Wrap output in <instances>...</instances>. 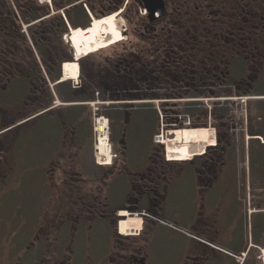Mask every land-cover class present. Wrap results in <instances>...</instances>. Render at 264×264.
I'll list each match as a JSON object with an SVG mask.
<instances>
[{
  "label": "flooded vegetation",
  "instance_id": "flooded-vegetation-1",
  "mask_svg": "<svg viewBox=\"0 0 264 264\" xmlns=\"http://www.w3.org/2000/svg\"><path fill=\"white\" fill-rule=\"evenodd\" d=\"M87 10L125 19L129 42L100 64L85 60L80 84L58 83L75 53L69 28H86ZM263 71L264 0H0V264H156L158 230L166 244L183 240L169 264H264V199L250 182L246 200L234 204L226 182L228 155L246 150L245 133L259 130L251 119L238 130L220 113L238 96L264 100L255 87ZM95 96L117 102L104 107L111 162L89 167L83 159L96 135L85 105ZM147 96L184 99L183 109L188 99L201 109L199 101L216 98L205 113L216 145L191 161L192 172L153 142L145 154L128 153L126 129ZM29 172L37 176L26 180ZM178 178L187 179L171 211ZM35 190L34 216L18 218L20 204L6 197ZM131 216L140 230L121 236L118 222Z\"/></svg>",
  "mask_w": 264,
  "mask_h": 264
},
{
  "label": "rangeland",
  "instance_id": "rangeland-1",
  "mask_svg": "<svg viewBox=\"0 0 264 264\" xmlns=\"http://www.w3.org/2000/svg\"><path fill=\"white\" fill-rule=\"evenodd\" d=\"M47 3L45 2L44 4L48 5L49 3L48 4ZM111 14H114V13H111ZM107 15H110V14H106L104 16H107ZM104 16H100L98 18H102ZM118 19L121 21V26L123 27V29H124V26L125 28L128 27V22L125 19H121L119 16H118ZM125 42H129V41L126 39V36L123 35V39L121 40L120 43L113 45L109 48L100 50L97 53H93L87 57H83L80 60H78L77 63L79 65V68L77 67L76 71L79 70V77L76 80L78 82L77 84H80L81 75L83 71L82 69L83 62L85 60H87L90 63H93L94 65L100 64L102 59H105L109 56H113L115 54V52L117 51V46L119 47V50L117 52H119L121 50L120 45L124 44ZM65 62H74V59L70 58L68 60H65L64 62H62V64H64ZM60 77H61V68H60ZM72 83H75V80H72L71 82H68L67 84L71 86L73 85ZM255 87L260 93H264V71L261 74L259 81L256 83ZM237 98H239V96ZM237 98H234L235 99L234 102L230 103L229 106H225L224 109H220V113H222L223 115L222 119H224L225 122L227 119H230V120L235 119L238 122L237 129L240 130V127H241L240 124L241 122H243V120H244L243 124H245L246 119H251V121H257L258 117H260L261 119H264V100H252L250 102L248 101L245 103H241V101ZM215 99L216 98H204L202 101H199V103L202 102L201 109L199 108V106L198 107L196 106L194 108L195 111H192L191 114L187 117L185 113L186 112L188 113L187 111L188 108L183 109L182 106H180L184 102H186L184 99H180L178 97H168V96L165 97V99H161V98L159 99L157 97L149 98L148 96L145 98H141L139 101L140 102L139 106H141L140 107L141 111L134 114V122L131 123L129 126H127V129H126L127 141L129 142V144H131V147L128 153L129 154H145L146 146L150 142H153L154 144H159L157 143L158 137H160L162 133L167 135L166 137H164V141L165 139L167 140L171 137V133H169V131H172L178 128L174 127V124L169 125V122L166 121L167 119L165 118L169 117L168 120L170 119V116L168 117L165 116L166 114H168L167 112H169L170 114L172 113L176 119L180 118L183 121L182 128H187L190 130L203 129V128H208V127L213 128V125L211 126L208 125V122H210V120L208 119V117L205 116V113H206V110L207 111L211 110L210 107L212 106V103L214 102ZM110 102L113 103L117 101H109V100L103 101L102 99L97 98V97L90 101L87 100L85 107H86V110L90 111L91 113V118H92L91 122H92L93 128L95 126V118H97V116H103L105 119H108V129L109 130L110 128L112 129L113 125L109 121V117L105 114V110H104V107L107 108L108 107L107 104H110ZM188 102L190 103L191 101H188ZM163 106L166 108V110L168 109L166 111V114H165V111L163 110ZM153 107L156 110H154ZM249 109H250V116H249ZM182 121L177 122L176 125L181 124ZM118 125L119 124H117V126ZM118 129H119V126H118ZM109 130H108V133H109ZM203 135L211 138V134L209 132H205V134ZM137 143H139L140 145L139 147L137 146ZM110 145L112 148L111 142H110ZM93 152L94 154H89L83 159L86 162L87 166L89 167L96 165L95 164L96 163L95 149H93ZM256 154H258V157L260 158L262 165L257 160L258 157ZM28 156H29V162L26 160L25 166H27L26 167L27 169L31 170V169H34L35 164H33L32 167H28V166L32 165L31 162H33L35 158V154H28ZM236 158H241L239 159L241 162L237 163L236 161H234V159ZM245 159H246V162H244ZM227 160L229 163V168H228V173L226 176V182L228 183V186L230 187L231 194L232 192L234 194L232 195L234 204L236 201H239L241 203V201L246 200L245 191L248 188L250 182H251L253 196L264 199V165H263L264 164V149L258 146L255 147V143L251 142L250 150L248 149V147L246 150H244V148L241 147L239 152L231 151L230 154L228 155ZM234 162H235V165H234ZM258 163L260 164V167L258 166ZM31 175L37 176V174L33 172H29L27 176L25 177V179L28 180ZM187 178H184L183 180ZM180 179L181 178H178V180L173 183L172 189H171L175 191L176 195L179 196V197L177 196L178 198H180V194L182 190V181H183V180L181 181ZM177 197L175 195H171L169 199L170 207L172 208L171 211L174 210L175 208L180 207L181 202H180V199H178ZM37 198L38 196H37L36 190L35 191H24V192L17 191V192H13V194H9L6 197V200H7V204L9 205L15 206L16 204H20L21 210L19 209L18 211L19 213L18 218L21 215H24L28 218H32L35 214L34 207L36 206L35 203H36ZM137 218L138 217L131 216L130 219L126 221V223L136 220ZM130 225L132 224L127 223V225H125L122 228H124L125 231L132 230L133 232L138 229V227L136 226L131 227ZM119 227H120V224H119ZM121 234H126V233L121 232ZM155 237L158 238L156 245H155V250L153 251L156 264H169V263L174 262L175 257H177L178 254L180 253L179 251L180 246H181L180 244L183 240L179 238L177 240V243L175 244L173 243L172 245L166 244L167 237L158 231L156 232ZM262 257L264 259V253ZM246 264H248V262Z\"/></svg>",
  "mask_w": 264,
  "mask_h": 264
},
{
  "label": "bare ground",
  "instance_id": "bare-ground-1",
  "mask_svg": "<svg viewBox=\"0 0 264 264\" xmlns=\"http://www.w3.org/2000/svg\"><path fill=\"white\" fill-rule=\"evenodd\" d=\"M48 1L49 0H47V2ZM77 28H71V31L73 30L70 32L71 38L70 34L67 37L72 43L71 44L70 41H68L71 44V48L73 46L75 50V60L74 62H65L63 64L61 81L75 80L77 78L78 71H76V68H79L77 63L78 59L97 53L100 49H106L123 39V35L121 33V23L118 19V15L116 14L108 15L106 17L104 16L99 19L93 18L91 25H89L85 30L82 27ZM100 130H102V127H100ZM205 132H209L211 134V138L203 135ZM164 137L165 136H160L158 139L163 138L164 140ZM214 141L215 130L212 127L195 130L178 128L172 130L171 137L169 139H165V152L168 160L170 161L189 160L196 155L203 154L208 146L214 145ZM97 151V156H106L103 163L108 164L111 156L108 154L109 151L103 142L99 144ZM136 220L140 222V220ZM125 225L126 222H124V226ZM119 228L122 233H125L124 228L121 226Z\"/></svg>",
  "mask_w": 264,
  "mask_h": 264
},
{
  "label": "crops",
  "instance_id": "crops-1",
  "mask_svg": "<svg viewBox=\"0 0 264 264\" xmlns=\"http://www.w3.org/2000/svg\"><path fill=\"white\" fill-rule=\"evenodd\" d=\"M255 123H256V125L253 127V128H257L258 130H259V132H251V133H245V137L247 136V137H250V139L248 140V142H249V144H248V149L250 150V144H251V142H254L255 143V147L256 146H258V147H260V148H262V149H264V145L263 144H261L258 140H256V139H251V138H254V137H256V136H264V120H262V121H255ZM247 147H246V149H247ZM257 155V157H258V154H256ZM260 155V154H259ZM239 159H241V158H236V159H234V161H236L237 163L238 162H241ZM195 159H193V161H194ZM257 160L260 162V164H261V160H260V158L258 157L257 158ZM244 162H246V159L244 160ZM260 164L258 163V166L260 167ZM180 167H185V168H187V172H192L193 171V166H195L191 161L190 162H182V163H179L178 164ZM234 165H235V162H234ZM237 165V164H236ZM262 165V164H261ZM264 165V164H263ZM189 182H186V186L187 187H189ZM180 198H181V194H180ZM179 198V199H180ZM180 221V220H179ZM178 221V223H176V225H174V226H176V227H179L181 224H180V222ZM173 225V224H172ZM159 231V230H158Z\"/></svg>",
  "mask_w": 264,
  "mask_h": 264
},
{
  "label": "built area",
  "instance_id": "built-area-1",
  "mask_svg": "<svg viewBox=\"0 0 264 264\" xmlns=\"http://www.w3.org/2000/svg\"><path fill=\"white\" fill-rule=\"evenodd\" d=\"M40 2H44L45 0H39ZM100 127H103L102 130H100ZM106 128V120L103 117H98L96 118V126H95V130L97 133V142L98 144H100L101 142L104 143L105 146H107V142H106V132L105 129ZM162 136V135H161ZM262 142H264L261 139ZM264 253V251H263Z\"/></svg>",
  "mask_w": 264,
  "mask_h": 264
},
{
  "label": "trees",
  "instance_id": "trees-1",
  "mask_svg": "<svg viewBox=\"0 0 264 264\" xmlns=\"http://www.w3.org/2000/svg\"><path fill=\"white\" fill-rule=\"evenodd\" d=\"M94 96V95H93ZM192 97V96H191ZM78 99H83L82 97H77ZM190 98V97H189ZM84 100V99H83ZM194 105H196V103L195 102H190L189 104H188V109H187V111H188V113L187 114H191V112L192 111H195L194 110V108H195V106ZM128 223V222H127ZM129 224V223H128ZM139 224H140V222L139 221H137L136 220V225L139 227Z\"/></svg>",
  "mask_w": 264,
  "mask_h": 264
},
{
  "label": "water",
  "instance_id": "water-1",
  "mask_svg": "<svg viewBox=\"0 0 264 264\" xmlns=\"http://www.w3.org/2000/svg\"><path fill=\"white\" fill-rule=\"evenodd\" d=\"M91 25V24H90Z\"/></svg>",
  "mask_w": 264,
  "mask_h": 264
}]
</instances>
